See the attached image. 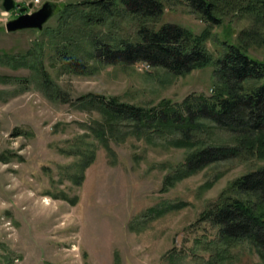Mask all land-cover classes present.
<instances>
[{"label": "rangeland", "instance_id": "obj_1", "mask_svg": "<svg viewBox=\"0 0 264 264\" xmlns=\"http://www.w3.org/2000/svg\"><path fill=\"white\" fill-rule=\"evenodd\" d=\"M16 1L33 3L28 12L46 1L55 2L57 9L42 29L8 31L7 22L20 9L7 11L0 0V55L28 62L19 67L0 63V264H264L262 252L249 240L238 241L227 257L216 259L218 229L201 220L234 179L264 166V160L215 162L164 189L165 177L193 150L171 144L181 132L150 137L153 130L136 131L123 122L108 129L106 145L96 130L107 116L97 104L84 105L79 99L92 93L97 99L102 95L153 107L165 98L180 103L189 95L212 96L214 66L175 75L144 62L98 64L87 59L90 73L79 74L62 64L55 47L66 34L79 46L87 44L80 22L65 24L62 19L64 5L84 0ZM166 22L195 33L208 26L180 1L168 2L159 20L148 21L156 27ZM140 23L119 11L95 31L112 41L135 40ZM253 25L251 16L232 11L213 27L207 45L218 56L227 33L239 43L240 34ZM260 31L248 53L264 61V25ZM203 122L209 126L197 132L203 144L236 143L229 130ZM64 193L76 202L64 199ZM181 202L188 204L170 208Z\"/></svg>", "mask_w": 264, "mask_h": 264}, {"label": "trees", "instance_id": "obj_2", "mask_svg": "<svg viewBox=\"0 0 264 264\" xmlns=\"http://www.w3.org/2000/svg\"><path fill=\"white\" fill-rule=\"evenodd\" d=\"M174 1L188 4L208 26L201 33H195L173 22L160 27L149 25V20H159L166 4ZM235 10L251 16L254 25L240 34L239 43L230 41L232 34L227 33L226 39L220 41L223 51L215 56L207 45L213 37V27L222 24L224 18ZM119 11L140 19L137 39L112 41L95 31V27L105 24ZM62 19L65 24L80 22L84 27L82 35L88 38L85 47L74 43L75 37L68 34L64 35L63 41L56 43V56L65 67L79 74L90 73L92 66L87 59L98 64L144 62L175 75L214 66L216 87L212 96L189 95L180 103L165 98L153 107L123 102L116 97L101 95L97 99L92 93L79 98L84 105L97 104L107 116L106 124L96 130L97 137L106 145L108 129L123 122L132 125L136 131L149 134L153 130L147 135L150 137L154 133L164 136L166 132H181L182 137L172 140L171 144L193 150L187 154L184 164L165 177L164 189L215 162L239 157L264 160V81L259 83L264 78V61L248 53L252 44L262 36L260 25H264V0H84L64 5ZM67 40L69 45L65 44ZM0 63L19 67L28 62L25 57L0 55ZM203 121L229 130L236 143L203 144L197 138V132L209 128ZM200 144L203 145L196 148ZM92 156L94 154L84 159L83 169L91 162ZM83 178L84 174L79 177V183ZM62 197L76 202V198L65 193ZM187 204L181 202L170 208ZM156 212L163 213L162 210ZM201 220L212 222L218 229V237L213 241L216 259L227 257L232 246L241 240L251 241L264 257V166L234 179L219 199L202 212Z\"/></svg>", "mask_w": 264, "mask_h": 264}, {"label": "water", "instance_id": "obj_3", "mask_svg": "<svg viewBox=\"0 0 264 264\" xmlns=\"http://www.w3.org/2000/svg\"><path fill=\"white\" fill-rule=\"evenodd\" d=\"M3 6L7 11L19 7L20 11L24 12L7 22L8 31H17L28 28L42 29L44 24L55 14L57 9V4L52 1H46L41 8L34 12H27V10L33 6V3H30L27 6H21L16 0H3Z\"/></svg>", "mask_w": 264, "mask_h": 264}, {"label": "flooded vegetation", "instance_id": "obj_4", "mask_svg": "<svg viewBox=\"0 0 264 264\" xmlns=\"http://www.w3.org/2000/svg\"><path fill=\"white\" fill-rule=\"evenodd\" d=\"M18 8V10L20 9L19 7H17ZM20 11V10H19ZM28 12V11H27ZM24 12H19V13H17V15H16V17H18L20 14H23ZM16 17H14V18H16Z\"/></svg>", "mask_w": 264, "mask_h": 264}]
</instances>
